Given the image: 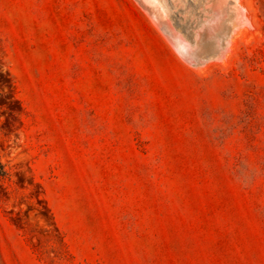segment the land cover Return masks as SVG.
Listing matches in <instances>:
<instances>
[{
    "label": "rangeland",
    "instance_id": "obj_1",
    "mask_svg": "<svg viewBox=\"0 0 264 264\" xmlns=\"http://www.w3.org/2000/svg\"><path fill=\"white\" fill-rule=\"evenodd\" d=\"M242 1L227 55L190 65L136 0H0V264H264Z\"/></svg>",
    "mask_w": 264,
    "mask_h": 264
},
{
    "label": "bare ground",
    "instance_id": "obj_2",
    "mask_svg": "<svg viewBox=\"0 0 264 264\" xmlns=\"http://www.w3.org/2000/svg\"><path fill=\"white\" fill-rule=\"evenodd\" d=\"M136 1L180 58L190 65L203 64L211 55L221 60L230 51L233 37L248 24V11L242 0ZM211 46L213 53L208 50Z\"/></svg>",
    "mask_w": 264,
    "mask_h": 264
}]
</instances>
